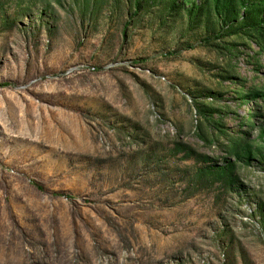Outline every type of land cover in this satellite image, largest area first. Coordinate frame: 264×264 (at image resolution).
I'll use <instances>...</instances> for the list:
<instances>
[{
	"label": "rangeland",
	"instance_id": "374dc122",
	"mask_svg": "<svg viewBox=\"0 0 264 264\" xmlns=\"http://www.w3.org/2000/svg\"><path fill=\"white\" fill-rule=\"evenodd\" d=\"M0 264H264V0H0Z\"/></svg>",
	"mask_w": 264,
	"mask_h": 264
}]
</instances>
